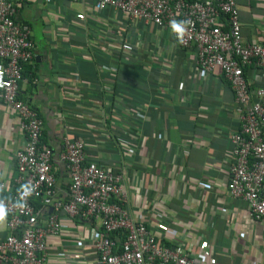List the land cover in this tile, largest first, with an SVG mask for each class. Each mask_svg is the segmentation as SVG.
I'll list each match as a JSON object with an SVG mask.
<instances>
[{"label":"crops","instance_id":"0c3cea01","mask_svg":"<svg viewBox=\"0 0 264 264\" xmlns=\"http://www.w3.org/2000/svg\"><path fill=\"white\" fill-rule=\"evenodd\" d=\"M233 1L242 40L264 43V0ZM59 6L25 0L15 15L30 27L33 42L18 97L41 121L40 145L52 152L57 198H67L58 160L66 137L81 142L85 159L122 173L128 209L144 217L156 237L188 229L195 236L193 253L204 258L211 252L214 264H264V222L252 221L246 204L226 192L228 137L237 121L232 92L218 70L199 73L195 52L181 49L168 31L131 22L121 37L133 46L125 59L114 29L121 15H86L84 23ZM257 74H246L253 86L262 84ZM125 105L141 116L120 114ZM22 144L16 118L0 105L5 195L12 192L13 153ZM58 220V235L46 240V264H93L96 226L63 214ZM5 236L4 222L0 240Z\"/></svg>","mask_w":264,"mask_h":264},{"label":"built area","instance_id":"2783aa9c","mask_svg":"<svg viewBox=\"0 0 264 264\" xmlns=\"http://www.w3.org/2000/svg\"><path fill=\"white\" fill-rule=\"evenodd\" d=\"M24 1L0 0V69L3 70L0 105L13 113L23 138L22 146L13 153L15 175L9 184L12 192L3 194L6 184L0 183V199L8 206L6 236L0 240V260L6 264H46V240L58 235V217L63 214L89 222L99 230L92 240L93 264H214L211 252L204 258L193 253L195 236L188 229L181 230L177 237H156L145 218L128 209L122 173L85 159L83 145L78 140L62 138L58 160L67 175V198L64 201L57 198L52 152L40 145L41 121L18 97L22 69L33 58L31 29L15 20ZM54 1L79 5V10L73 12V19L78 22L86 23L88 15L98 16L108 11L121 15L123 23L116 22L114 28L121 33L117 43L120 56L133 52V46L121 38L131 22L143 28L168 31L181 49L195 52L199 73L218 70L232 92L237 121L236 130L228 137L230 163L226 192L246 204L252 221L264 222V43L242 40L235 2L40 0V3L47 7ZM174 19L189 22L182 44L169 28V22ZM102 69L109 71L105 66ZM249 71L258 73L262 84L253 86L246 75ZM108 75L112 79L116 76L114 72ZM123 112L132 113L133 120L142 114L126 105L120 114ZM25 183L34 185L35 191L27 198V207L14 208L17 190ZM41 208H49V212L45 214ZM68 258L72 257L68 255Z\"/></svg>","mask_w":264,"mask_h":264},{"label":"clouds","instance_id":"9594fccd","mask_svg":"<svg viewBox=\"0 0 264 264\" xmlns=\"http://www.w3.org/2000/svg\"><path fill=\"white\" fill-rule=\"evenodd\" d=\"M189 22L186 20H171L169 28L179 43L184 42V36L188 30ZM3 70L0 69V83H2ZM18 191V198L13 203L14 208L24 209L27 207V198L35 191V186L30 183H25L20 186ZM8 216V206L3 199H0V224L6 221Z\"/></svg>","mask_w":264,"mask_h":264},{"label":"rangeland","instance_id":"374dc122","mask_svg":"<svg viewBox=\"0 0 264 264\" xmlns=\"http://www.w3.org/2000/svg\"><path fill=\"white\" fill-rule=\"evenodd\" d=\"M57 3L60 5L59 8L62 10V12L64 14L69 13L68 9L73 10L75 12L79 10V5H77V4H72V3L68 4V3L63 2V1H57Z\"/></svg>","mask_w":264,"mask_h":264},{"label":"trees","instance_id":"16d2710c","mask_svg":"<svg viewBox=\"0 0 264 264\" xmlns=\"http://www.w3.org/2000/svg\"><path fill=\"white\" fill-rule=\"evenodd\" d=\"M121 238H122V237H120V239H121ZM118 239H119V237H118ZM120 239H119V240H120Z\"/></svg>","mask_w":264,"mask_h":264}]
</instances>
